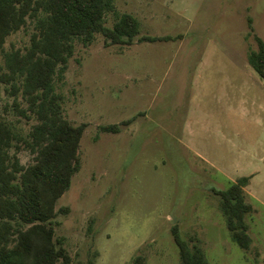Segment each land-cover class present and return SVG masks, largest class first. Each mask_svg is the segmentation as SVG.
Wrapping results in <instances>:
<instances>
[{
	"label": "rangeland",
	"instance_id": "374dc122",
	"mask_svg": "<svg viewBox=\"0 0 264 264\" xmlns=\"http://www.w3.org/2000/svg\"><path fill=\"white\" fill-rule=\"evenodd\" d=\"M123 14L140 22L133 45L106 46L102 34L91 45L76 41L56 78L66 118L88 125L81 170L57 202L58 244L72 264H133L138 256L180 264L177 226L209 264H264V79L248 61L255 36L264 40V0H116L106 25ZM32 32L30 24L9 37L6 50L25 49ZM14 100L3 86L0 117L27 138L36 121L17 115ZM112 124L121 132L100 130ZM19 157L24 165L34 158L25 147ZM253 171L245 250L216 191Z\"/></svg>",
	"mask_w": 264,
	"mask_h": 264
},
{
	"label": "trees",
	"instance_id": "16d2710c",
	"mask_svg": "<svg viewBox=\"0 0 264 264\" xmlns=\"http://www.w3.org/2000/svg\"><path fill=\"white\" fill-rule=\"evenodd\" d=\"M115 2L0 0V95L5 86L15 98L16 114L36 121L24 138L9 120L0 117V264H72L68 250L56 240V206L81 170L79 151L88 125H73L66 118L65 96L57 91L56 78L67 72L76 41L91 45L102 34L106 46L134 44L140 34L136 17L123 14L112 28L106 25V14L115 10ZM30 24V44L7 51L9 37ZM169 39L142 36L139 42ZM255 39L258 50L249 54L248 61L264 79V40ZM100 130L118 134L121 125H105ZM23 147L34 156L29 165L19 157ZM250 180L242 177L227 190L216 191L232 239L245 250L252 244L247 216L254 208L245 191ZM173 235L180 264H209L203 248L183 240L177 226ZM133 264H145V260L138 256Z\"/></svg>",
	"mask_w": 264,
	"mask_h": 264
},
{
	"label": "crops",
	"instance_id": "0c3cea01",
	"mask_svg": "<svg viewBox=\"0 0 264 264\" xmlns=\"http://www.w3.org/2000/svg\"><path fill=\"white\" fill-rule=\"evenodd\" d=\"M257 172H252L250 175H248V177L249 176H252V179H251V183H254V182H256V179H257ZM246 177V176H245ZM234 182V181H233Z\"/></svg>",
	"mask_w": 264,
	"mask_h": 264
}]
</instances>
